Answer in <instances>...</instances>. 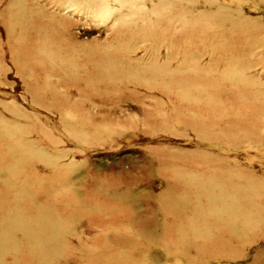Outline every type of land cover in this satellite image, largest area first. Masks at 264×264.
Returning <instances> with one entry per match:
<instances>
[{
    "label": "rangeland",
    "instance_id": "374dc122",
    "mask_svg": "<svg viewBox=\"0 0 264 264\" xmlns=\"http://www.w3.org/2000/svg\"><path fill=\"white\" fill-rule=\"evenodd\" d=\"M14 260L264 264L263 0H0Z\"/></svg>",
    "mask_w": 264,
    "mask_h": 264
},
{
    "label": "bare ground",
    "instance_id": "6f19581e",
    "mask_svg": "<svg viewBox=\"0 0 264 264\" xmlns=\"http://www.w3.org/2000/svg\"><path fill=\"white\" fill-rule=\"evenodd\" d=\"M263 2H264V0H263ZM30 69V68H29ZM184 181V180H183ZM185 183V185L187 186H183V187H181V188H178V190L180 191V195H179V201L178 202H180V204H183V205H187V206H190V207H192L193 206V208H196V210L198 209V210H207L208 209V200L210 201V199H212V197L215 195V194H217L218 196H220V193H219V191H216L215 192V190H217V188L215 187V186H213V181L211 180H209L208 181V183H202L201 185H200V187H198V188H196L197 190H198V192L202 195V199H201V201H198V202H195L194 200L196 199H194V197H195V195L196 194H198L195 190H194V188L193 187H191L190 185H188L187 184V182H184ZM166 198V197H165ZM171 204V203H170ZM174 205V204H173ZM232 206H236V204H232L231 205V207ZM239 206V205H238ZM107 209V208H106ZM209 210V209H208ZM167 211V210H166ZM210 211V210H209ZM217 211H218V209H217ZM127 212H129V211H127ZM125 216V215H124ZM175 216V215H174ZM126 217V216H125ZM130 217V216H129ZM206 217V216H205ZM135 218V217H134ZM215 220V219H214ZM199 221V220H198ZM114 222V221H113ZM120 223V222H119ZM114 224H116V223H114ZM123 224V223H122ZM134 224V223H133ZM143 224V223H142ZM136 225V224H135ZM134 225V226H135ZM139 225V224H138ZM185 225H187V224H185ZM137 226V225H136ZM139 231H140V229H139ZM202 231H204V230H202ZM144 237H145V235H144ZM120 239H122V238H120ZM179 239V238H178ZM128 240V239H127ZM129 241V240H128ZM147 241H148V239H147ZM150 241H153V239L152 240H150ZM161 241V240H160ZM175 243H177V241L175 240L174 241ZM133 243H135V242H133ZM49 245H55L54 243H41V244H39V246H38V249H39V253L42 255V254H49V253H51L52 255H53V257L54 258H56V257H59V256H62L61 255V249H59V248H55L52 252H50L49 250H48V248L50 247ZM112 246V245H111ZM118 246H120V245H118ZM127 247V246H126ZM105 248H106V246H105ZM128 249V248H127ZM71 250V249H70ZM109 250V249H108ZM130 250V249H129ZM132 250V249H131ZM77 251V250H76ZM103 251H104V248H103ZM105 251H106V249H105ZM3 252H5V251H2L1 253H3ZM75 252V251H74ZM136 252V251H135ZM141 254V253H140ZM144 255V254H143ZM149 257V256H148ZM119 261V260H118ZM141 261H142V259H141ZM11 264H17V262L14 260V263H13V261H11ZM114 264V263H113Z\"/></svg>",
    "mask_w": 264,
    "mask_h": 264
}]
</instances>
